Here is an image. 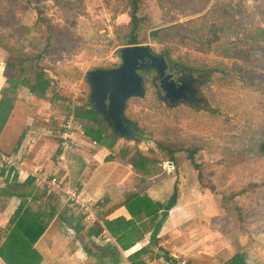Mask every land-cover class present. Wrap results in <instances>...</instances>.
<instances>
[{
  "label": "rangeland",
  "instance_id": "rangeland-1",
  "mask_svg": "<svg viewBox=\"0 0 264 264\" xmlns=\"http://www.w3.org/2000/svg\"><path fill=\"white\" fill-rule=\"evenodd\" d=\"M230 1H246L256 17V25L263 24L264 0H172L171 3L168 0H159V3L147 0L144 12L150 15L152 24L148 32L140 35L144 40L139 45L161 49L154 41L158 34L150 37L148 33L190 20L205 19L209 30L212 25L209 21L211 5ZM27 2L31 5L26 9ZM255 3H259L257 7ZM15 8H21L22 11L17 17L19 24L32 28L36 39L31 46H18L21 56L31 54L37 42L46 43L47 34L44 25L38 21L40 18L63 28L67 36L64 51L59 56L45 57L50 67L59 68V76L54 79L52 88L62 95H71L69 107L86 105L90 101L86 74L93 69H110L121 63V46H118L116 36L127 25L129 17L119 11L118 0H0L2 33L8 30L6 23ZM206 39L207 36L205 42ZM170 46L172 50L176 49V46ZM193 53L221 58L224 51L213 48ZM6 58V52L0 49V90L5 86L7 77L4 70ZM72 72H79V77H72ZM147 78L145 98L131 100L127 108L129 118L138 126L134 129L138 136L134 138L126 139L114 134L105 121L97 141L86 138L82 133L83 128L66 117L71 107L59 109L50 105L51 88L38 99L31 96L26 88L22 89L16 95L22 102L18 110L31 116L35 120L34 126L37 125L39 130L46 124L37 121V118L46 119L50 130L45 128L44 134H50L54 129V135L61 136L69 132L68 149L70 145H77L78 149L85 152V157H88L87 171H93L105 158H112L108 178L96 192L100 198L110 196L123 199L131 192L153 194L157 189L169 192L176 185L179 191L176 207L168 213L163 223L160 238L164 243L160 242L159 245L167 247L165 241L172 239L173 246L169 252L179 262L219 264L239 252L253 264H264V158L252 153L243 163H233L227 158L228 152L251 146L264 136V90L257 91L242 79L236 80V84L228 89L219 87L209 84L207 72H194L189 80L193 83L200 79V83L193 84L196 99L193 107L167 106L161 100L152 104L154 89ZM214 93L227 95L221 104H215L212 100ZM57 104L59 106L60 103H55V106ZM185 108L192 109L202 119L204 127L201 131L196 127L197 120L183 116ZM59 127L62 130L60 134ZM160 140L189 146L195 141L199 143L203 148L198 153V162L203 164L202 183L197 179V171L185 161L184 153L178 155L177 165L149 164L143 171L136 173L131 163L139 155H146L147 149H153L154 142ZM92 202L89 201L90 205L87 202L91 208ZM92 210L91 223L97 216V212ZM115 212L128 218L124 208ZM97 234L94 235V242L100 247L99 252H103L106 244ZM147 238L142 242H146ZM87 249L96 251L97 247L92 244ZM0 264L3 263L0 261ZM148 264H157V260L150 258Z\"/></svg>",
  "mask_w": 264,
  "mask_h": 264
},
{
  "label": "trees",
  "instance_id": "trees-1",
  "mask_svg": "<svg viewBox=\"0 0 264 264\" xmlns=\"http://www.w3.org/2000/svg\"><path fill=\"white\" fill-rule=\"evenodd\" d=\"M146 1L118 0L119 11L125 12L129 17L127 25L116 36L118 46H134L143 42L144 38H141L140 35L148 32L152 24L150 15L144 12ZM156 1L159 3V0ZM168 1L172 2V0ZM257 4L259 3H255L256 7ZM29 5L27 2L26 9ZM21 12V8H15L6 23L8 30L4 33L0 31L2 33H0V49L7 54L4 62L7 77L5 86L0 90V133L12 113L17 100L16 95L24 88L33 97L44 94L51 88L49 103L52 107L65 109L71 103V95H62L58 90L52 88L54 79L59 76L57 72L59 68L50 67L45 60V57L59 56V53L64 51L67 36L64 35L63 28L55 27L48 20L40 18L38 21L44 25L47 34L46 43L40 44L37 42L32 47L33 52L31 54L21 56L18 53V46H31L32 42L36 41L32 28L22 26L17 21V17ZM209 21L210 24L212 23L209 30H207L209 26L205 19L203 21L190 20L186 23L165 27L158 32L154 41L161 46V49L170 60L178 63L182 68L192 73L207 72L209 84L228 89L236 84V80L242 79L249 87L257 91H263L264 22L262 25H256V17L246 1L212 4ZM206 32L209 33L206 34ZM170 45L176 46V49L172 50ZM213 48H221L224 51L223 56L213 58L203 55L197 56L193 53L203 49L210 51ZM179 49H182V51H179ZM207 61L210 63L208 64ZM87 75L88 73L86 77ZM71 76L78 78L79 72H72ZM145 77L147 78L146 75L142 76V95L127 99L123 110L124 117L134 124L135 130L138 126L129 118L127 108L131 100H143L145 98ZM147 81H149V78H147ZM226 95L214 93L212 94V100L216 102L215 104H221ZM152 97H154L153 102L151 101L152 104L157 100L160 101V95L155 91L152 93ZM55 103L60 104L55 106ZM184 112L185 114L183 111L182 114L185 118L197 120L196 127L198 131H201V128L204 127L202 119L196 116L190 108H185ZM66 117L71 118L73 124L83 128L82 133L86 138L92 141L99 139L104 120L96 112L90 101L86 105H73ZM60 129L59 127V134L62 131ZM144 131L147 132L146 129ZM55 137L59 148L57 147L54 157H58L62 153L59 144L60 136L55 135ZM154 145L153 149H147L146 155H139L131 163L136 173L143 171L149 164L164 165L169 163L177 165L179 163L178 155L184 153L185 161L189 163L193 170L197 171V179L202 183L201 168L203 164L198 162V153L203 148L198 142L195 141L189 146L160 140L155 141ZM249 153L264 158V136L251 146L228 152L227 158L233 163H243ZM64 160L69 188L75 191L78 196L91 197L104 183L111 171L112 158L107 157L97 168L88 172L86 158L79 154L76 145H70ZM5 171L6 169L3 166L0 167V177L4 176ZM52 175L58 181L62 177L64 178V172L61 170ZM44 188H41V191H45ZM178 196V188L174 185L169 192H163L159 189L153 194L135 191L127 194L122 201H112L111 198L102 197L96 202L97 218L103 221L104 228L115 240L120 250L127 251L141 242L144 237H149V241L145 246L131 253L125 261L117 264H148L150 258L156 259L157 264H189L179 262L178 258H173L168 250L159 245L162 242L160 235L163 231V223L168 213L176 207ZM27 197H30L31 200H25ZM20 198L22 201L10 218L7 234L0 245V258L5 264H42V258L33 246L53 220L55 210L53 207L47 206L46 202L39 203V199L32 195V191L21 194ZM119 208L126 210L128 218L118 217L109 220L108 217ZM98 229L99 226L94 225L89 235ZM170 240L172 239L168 241ZM115 252V256L118 255L119 252L116 249ZM219 264L253 263L244 258L241 253L235 252Z\"/></svg>",
  "mask_w": 264,
  "mask_h": 264
},
{
  "label": "crops",
  "instance_id": "crops-1",
  "mask_svg": "<svg viewBox=\"0 0 264 264\" xmlns=\"http://www.w3.org/2000/svg\"><path fill=\"white\" fill-rule=\"evenodd\" d=\"M38 98H40V95L36 96V99ZM19 100L15 101L12 113L0 133V167L3 166L6 169L4 176L0 177V245L7 234L9 220L22 201L20 195L32 191V195L39 199V203L46 202L47 206H51L55 210L53 220L33 246L41 256L42 264H117L125 261L131 253L145 246L149 241V237H144V239L147 238L146 242H142L143 239L127 251L120 250L109 233L107 234L111 239L110 242L102 235V230L106 229L103 221L99 220L97 216L96 222L88 223L82 215L76 214L75 209L57 191L33 183L32 174L36 171L40 174L55 177L52 174L61 170L64 172V178L62 177L58 182L70 187L65 160H60L62 153L58 157H54L58 147V141L54 135L56 134L55 129L50 134H44L46 129L50 130V128L47 127L48 121L43 117L41 119L37 118V121H44V124H46L42 127V131L39 130L37 125L34 126L33 122L35 123V120L31 116L25 115L24 111L18 110L22 105ZM25 105L27 106V104ZM33 105L35 106V103ZM52 112L50 109L51 114ZM78 152L85 157L84 151L78 149ZM5 158L12 161V164L4 163L3 159ZM86 162L88 163V157ZM102 186L103 184L91 197L79 196L87 201L89 205V201H94L91 206L95 211V204L101 197L96 192ZM43 187H45V191H41ZM109 198L112 201H122L124 199H116L110 196ZM25 200L30 201L31 199L27 197ZM119 215V212L112 213L108 219L123 217ZM94 225L99 226V229L89 235ZM106 232L108 231L106 230ZM96 233L106 244L103 252H99L100 247L94 242ZM165 242L167 247L162 246L164 242L161 246L170 251L173 242ZM92 244L97 247L96 251L87 249L88 245ZM115 249L119 252L116 256ZM0 261L5 264L1 258Z\"/></svg>",
  "mask_w": 264,
  "mask_h": 264
},
{
  "label": "water",
  "instance_id": "water-1",
  "mask_svg": "<svg viewBox=\"0 0 264 264\" xmlns=\"http://www.w3.org/2000/svg\"><path fill=\"white\" fill-rule=\"evenodd\" d=\"M162 28L154 29L148 34L155 37ZM149 45L125 46L119 49L120 65L113 69H94L86 77L89 88V100L96 112L108 122L112 132L121 138H132L133 133L123 122V110L127 99L142 95L141 79L136 70L143 68L153 69L158 78L164 74L163 63L156 59ZM145 64H141L144 59ZM166 80V78H164ZM164 97L176 100L180 97L174 86L164 88ZM106 101V104H105ZM107 105V106H106Z\"/></svg>",
  "mask_w": 264,
  "mask_h": 264
},
{
  "label": "flooded vegetation",
  "instance_id": "flooded-vegetation-1",
  "mask_svg": "<svg viewBox=\"0 0 264 264\" xmlns=\"http://www.w3.org/2000/svg\"><path fill=\"white\" fill-rule=\"evenodd\" d=\"M150 52L156 59H158L161 63L164 64L163 65L165 69L164 74H163V77L160 79L158 78L156 72L153 69L140 67V69L136 70V73L141 79V84L143 83L142 76L146 75L148 77V75H150L149 82L153 86L154 91L158 95H160V100L162 103H164L167 106L174 104V105H184L188 107H193L192 104L193 102L195 103L196 101L195 89L193 87V84L200 83V79L191 83V80L189 79H191L192 72L182 68L178 63H175L172 60H170V58L166 55V53L162 49L151 48ZM146 62H147V59L145 58L144 61L141 62V64L143 65ZM119 65H117L116 67H118ZM116 67H113V68H116ZM113 68H110V69H113ZM164 78H166V80H164ZM169 85L174 86L177 94L180 95L178 99L173 100V99H168L164 97V88H166V86H169ZM142 88H143V84H142ZM105 104H106V101H105ZM102 115L103 117L102 116L101 117L105 118V115L104 114ZM123 122L128 128V130L134 134L132 138L138 136V133L134 131L135 129L134 124L131 123L129 120H126L124 115H123Z\"/></svg>",
  "mask_w": 264,
  "mask_h": 264
},
{
  "label": "built area",
  "instance_id": "built-area-1",
  "mask_svg": "<svg viewBox=\"0 0 264 264\" xmlns=\"http://www.w3.org/2000/svg\"><path fill=\"white\" fill-rule=\"evenodd\" d=\"M68 134L69 132L66 131L62 133V135L59 137L61 140L59 144L62 150V154L60 156L61 161L64 160L65 153L68 150L70 139V136H68ZM3 162L8 165L12 164V161L7 158L3 159ZM167 165H169V163ZM32 179L33 183L36 185H43L45 187L57 190L60 195L63 196L65 200L75 209L76 214L82 215L85 221L91 223V213L93 214L92 208L87 204V202L83 198L79 197L75 193V191H72L67 185L59 183L55 177L50 178L47 174H40L37 171L32 174ZM94 221H96V218H94ZM102 235L106 238L108 242L111 241L110 237L106 235L105 231H103Z\"/></svg>",
  "mask_w": 264,
  "mask_h": 264
}]
</instances>
